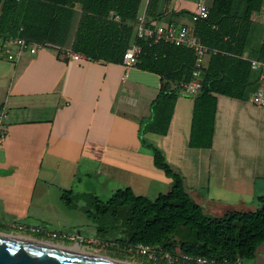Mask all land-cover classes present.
I'll list each match as a JSON object with an SVG mask.
<instances>
[{"label": "crops", "instance_id": "crops-1", "mask_svg": "<svg viewBox=\"0 0 264 264\" xmlns=\"http://www.w3.org/2000/svg\"><path fill=\"white\" fill-rule=\"evenodd\" d=\"M147 2L143 0L139 16H145ZM175 2L154 21L191 24L195 0ZM167 3L161 0L163 7ZM76 8L79 12L80 4ZM181 8L190 13L171 11ZM252 21L255 32L248 36L242 57L250 62L255 79L261 70L252 67V59L258 60L264 20ZM76 23L65 47L47 43L17 61L4 50L9 37L0 35V103L9 106L0 129V232L67 246L22 234L18 225L43 228V235L50 236L75 225V212L76 217L85 214L86 202L80 199L68 208L62 201L64 189L102 200L126 187L152 199L170 191L173 179L155 165L142 136L182 172L190 195L207 213L257 209L258 198L264 196V106L251 97L264 82L259 78L258 87L251 84L242 97L213 93L217 105L210 148L190 145L195 95L177 91L172 81L168 85L176 89V98L167 132L142 135V121L152 117L151 105L168 81L138 64L70 59L65 51L72 49ZM135 25L129 46L138 41ZM211 55L208 51L203 57L207 67ZM87 228L92 234L85 238L97 239L96 227ZM253 259L264 264V245Z\"/></svg>", "mask_w": 264, "mask_h": 264}, {"label": "trees", "instance_id": "trees-1", "mask_svg": "<svg viewBox=\"0 0 264 264\" xmlns=\"http://www.w3.org/2000/svg\"><path fill=\"white\" fill-rule=\"evenodd\" d=\"M143 0H0V35L23 36L63 48L74 29L71 46L92 59L122 62L129 47L133 28ZM210 14L196 21L194 32L212 52L201 90L195 95L190 145L210 148L213 142L217 97L219 92L242 97L248 87H258L250 62L244 59L248 36L253 29L252 15L261 10L264 0H211ZM77 4L81 10L77 11ZM240 4L243 9L240 12ZM161 0H148L146 24L163 17ZM183 15L190 11L171 10ZM115 12L119 21L110 17ZM79 15V17H78ZM21 28V29H20ZM142 46L137 63L143 69L158 73L162 84L151 105L152 117L142 121L141 133L165 134L181 81L190 80L195 65L194 49L165 42ZM264 62V34L257 50ZM169 81L177 84L171 89ZM256 87V88H257ZM142 142L154 155V163L173 179L172 188L152 199L120 188L106 200L87 193L64 189L62 201L75 208L83 199V211L96 227L97 237L113 240L126 247L142 243L165 251H182L214 258L253 259L264 242V196L258 198L255 210H228L217 216L207 213L190 195L182 172L172 165L163 150L142 136Z\"/></svg>", "mask_w": 264, "mask_h": 264}, {"label": "built area", "instance_id": "built-area-1", "mask_svg": "<svg viewBox=\"0 0 264 264\" xmlns=\"http://www.w3.org/2000/svg\"><path fill=\"white\" fill-rule=\"evenodd\" d=\"M210 14V6L206 0H195V5L191 11V24L159 23L156 21L146 24L144 15L139 16L138 22L135 25V35L137 39L148 41L150 44L165 42L174 45H185L194 49L196 60L190 80L181 81L179 90L188 95H197L202 88L203 80L206 77L207 66L204 63L203 57L208 52H216L210 50L203 45L200 38L195 35L194 28L196 21L206 19ZM116 20L119 19L117 14H114ZM48 45L47 43H39L23 36H13L6 40L4 50L10 60L17 61L24 57L27 53L35 54L41 47ZM142 52V46L138 42H133L125 51L122 63L125 66L137 65L139 55ZM66 55L75 61L83 59L93 60L92 58L72 49L65 51ZM252 67L260 69V79L264 82V62L257 59H252ZM251 100L260 106H264V84L252 95ZM9 113L7 103H0V129L3 121ZM4 137V132L0 133V138ZM20 230H29L34 233H45L40 227H26L18 225ZM52 237L59 236L58 232H50ZM82 238V237H80ZM73 239V238H72ZM136 251L141 255L148 256L155 262H165L167 264H243V258H214L202 255H194L182 251L177 248L175 251H165L152 245L138 244L135 246Z\"/></svg>", "mask_w": 264, "mask_h": 264}, {"label": "rangeland", "instance_id": "rangeland-1", "mask_svg": "<svg viewBox=\"0 0 264 264\" xmlns=\"http://www.w3.org/2000/svg\"><path fill=\"white\" fill-rule=\"evenodd\" d=\"M167 1H168L167 6H164L162 10L163 16H165L167 12L170 11V8L176 5L175 1L177 0H167ZM210 1L211 0H206L209 6L211 4ZM243 7H244L243 4H240V12L242 11ZM255 18H257V20L259 18L264 20V5L260 11L255 12L252 15V19ZM257 29L258 28H256V30ZM254 32H255V28L252 29L250 35H254ZM258 33H260V31ZM77 215H78L77 212H75V219L77 220V223L73 226L62 227L63 229L61 232H59L58 238H54L48 234L43 235L31 231L29 232V230H23V231L18 230V232L22 234H29L31 236L44 237L45 239L48 240L51 239L52 241H59L56 243L64 242V244L67 246H75L84 249L95 256L105 257L109 259H117L120 261L127 260V262L128 261L132 262L131 264H167L165 262H155L152 259H149L148 256L139 254L136 251L135 247L128 248L126 246H122L121 244L114 242L112 239L103 240L98 237L97 239L87 240L85 237H88L92 234V231L88 230L87 227L91 226L94 228L95 224L91 220H89L84 213H82L81 217L80 216L76 217ZM53 226L50 224L48 225L49 228L59 229V227L56 226L53 227ZM79 237L82 238H80V240L77 241ZM243 264H255V260L244 259Z\"/></svg>", "mask_w": 264, "mask_h": 264}, {"label": "water", "instance_id": "water-1", "mask_svg": "<svg viewBox=\"0 0 264 264\" xmlns=\"http://www.w3.org/2000/svg\"><path fill=\"white\" fill-rule=\"evenodd\" d=\"M80 240V237L77 241ZM261 243L256 252L260 256ZM0 264H126L74 249L0 232Z\"/></svg>", "mask_w": 264, "mask_h": 264}, {"label": "bare ground", "instance_id": "bare-ground-1", "mask_svg": "<svg viewBox=\"0 0 264 264\" xmlns=\"http://www.w3.org/2000/svg\"><path fill=\"white\" fill-rule=\"evenodd\" d=\"M46 243H49V242H46ZM51 244V243H50ZM55 245V244H54ZM56 245H58V244H56ZM58 246H62V247H66V248H70V249H74V250H77V251H79V252H82V253H85V254H88V255H92L90 252H88V251H86V250H84V249H81V248H78V247H75V246H64V245H58ZM93 256H95V255H93ZM97 257H100V256H97ZM102 258H105V257H102ZM107 259H109V258H107ZM111 260H115V259H111ZM116 261H118V260H116ZM120 262H123V263H126V264H131V263H129V262H126V261H120Z\"/></svg>", "mask_w": 264, "mask_h": 264}, {"label": "flooded vegetation", "instance_id": "flooded-vegetation-1", "mask_svg": "<svg viewBox=\"0 0 264 264\" xmlns=\"http://www.w3.org/2000/svg\"><path fill=\"white\" fill-rule=\"evenodd\" d=\"M115 260H117V259H115ZM120 261V260H119ZM124 261H126L127 262V260H124ZM128 262H130V261H128ZM130 263H132V262H130Z\"/></svg>", "mask_w": 264, "mask_h": 264}]
</instances>
